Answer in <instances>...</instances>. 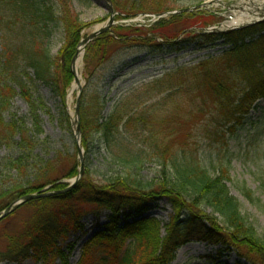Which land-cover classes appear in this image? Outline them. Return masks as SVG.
<instances>
[{"label":"trees","instance_id":"16d2710c","mask_svg":"<svg viewBox=\"0 0 264 264\" xmlns=\"http://www.w3.org/2000/svg\"><path fill=\"white\" fill-rule=\"evenodd\" d=\"M61 1L64 6L57 13L49 0H0V149H14L17 155L7 164L17 179H12L7 189L0 187V214L24 196L42 194L46 188L55 193L22 205L32 214L22 232L8 238L0 261L44 263L56 257L64 262L59 241L82 231L87 216L95 215L98 220L104 213L107 224L83 248L86 263L172 264L181 247L199 242L219 247L220 255L236 253L238 263L264 264V238L257 235L231 196L228 170L221 167L217 176L211 175L200 162L197 145L192 148L187 142H162L148 126L160 102L182 94L192 96L198 113L207 117L201 129L203 147L211 149L224 142L238 127H260L264 123V22L228 34L187 33L193 27H206L214 17L185 13L178 5L182 0H111L122 18L175 10L180 13L149 29L111 28L86 46V87L81 94L79 119L84 172L70 191L56 193L67 187L60 183L62 180L78 175L77 148L72 156L66 153L48 160L35 154L45 144L40 139L39 111L46 105L37 92L38 88L47 89L59 100L57 119L69 129L65 97L73 80L70 62L87 26L72 12L69 0ZM192 1L199 6L207 0ZM54 27L64 34L56 57L48 49ZM155 36L163 42L158 44ZM218 43L224 49L218 56L208 57L207 64H199L186 76L148 83L118 100L105 115V103L99 96L88 94L110 54L121 47L152 49L149 54L155 56L164 50L178 54L192 46L203 50ZM216 61L222 64L213 65ZM18 95L28 106L27 114L20 117L9 114ZM152 99L155 102L149 101ZM254 110L258 112L256 120L251 117ZM95 143L103 145L114 163L122 167L100 181L93 177L88 157ZM65 161L70 162L66 165ZM147 164L157 167L156 176L150 180L142 176ZM238 192L264 214L251 190L243 185ZM161 202L171 209L162 237L160 223L148 217Z\"/></svg>","mask_w":264,"mask_h":264},{"label":"rangeland","instance_id":"374dc122","mask_svg":"<svg viewBox=\"0 0 264 264\" xmlns=\"http://www.w3.org/2000/svg\"><path fill=\"white\" fill-rule=\"evenodd\" d=\"M49 1L54 5L57 13L60 7L64 6L61 0ZM68 4L72 12L78 16L80 23L87 25L80 34L79 43L82 39L92 34L96 28L105 26L111 16L113 18L111 28L125 27L128 25H148L154 22L153 18H149L148 16H136L124 20L126 18L123 19V15L114 9L111 15L106 0H69ZM178 5L179 7H183L184 10L182 11H185V13H195L199 10L205 14L214 15L215 20L204 27V29L197 27L189 30L190 33L195 34L201 32L208 33L215 29L220 30V25L226 24L225 20L227 18L234 17L233 11L237 15L242 16L241 20L243 19L245 22V17L249 16L243 15L245 11H248V8L242 6L240 0H207L198 9H194L196 4L192 0H182ZM254 9L256 12H254ZM252 10L254 14L249 17L256 16V18L254 17L255 20L247 23L248 25L246 27H250L262 19L264 20V5L257 8L255 6L250 7L249 11L252 12ZM176 12L180 11L165 12L161 17L167 20L169 16L174 15ZM155 41L158 44L163 42L158 36H155ZM63 43L64 34L62 29L54 27L48 41V49L52 57L58 55ZM223 49L222 44L218 43L214 47L204 48L203 50H198V48L192 46L178 54H170L164 50L163 53L155 54L154 56L149 54L152 49L148 50L147 48H143L141 50V48L121 47L119 51L110 54L111 57L108 63L98 72L92 81V85L88 89V94L90 96H99L102 103H105V109L102 113L105 115L118 100L131 96L135 91L144 88L148 83L167 77L186 76L187 73L197 68L199 64H207L205 61L208 57L218 56ZM84 56L85 49L80 63L81 76L79 84L82 88L86 87ZM220 64L222 62L216 61L213 65ZM73 84L74 78L66 90L65 97L70 122L69 129L64 124L61 126L57 119L61 109L59 100L52 97L47 89L38 88L37 93L43 98L46 105V109L39 111L43 130L40 139L45 141V144L39 146L35 151V154L40 159L48 160L56 155L65 156L66 153L72 156L75 148H77L74 140V111L78 90L72 91ZM191 97L182 94H173L168 101L160 102L155 107L156 111L149 120L148 126L151 127L154 137L162 142L165 140L176 145L187 142L192 145V148L194 147L193 145H197L199 147L198 156L200 162L211 175L217 176L218 170L221 167L226 168L231 180L227 183L231 196L237 199L241 214L253 226L257 235L264 238V214L261 210L247 202L238 192L239 186H246L254 193L255 198H258L261 206L264 208V123L255 129L250 128V126L238 127L235 133L226 135L224 142L217 144L211 149L203 147L205 143L201 129L207 123V117H204V114L198 113L194 102H191ZM155 100L152 99L149 101L155 102ZM260 105L262 104L260 103ZM207 110H205V115L207 114ZM27 112V104L18 95L12 102L9 114L20 117L26 115ZM47 112L50 115H47ZM251 117L256 120L258 112L255 110L252 111ZM93 148L88 157L92 175L97 181H100L105 176H112L116 172L121 171L122 167L114 163L111 154L103 145L95 143ZM16 156L14 149H0V187L2 189H7L12 179H17L15 172H9V167L7 166L9 159H14ZM70 161L72 165V160ZM70 161H65V164L67 165ZM156 170L157 167L155 164H147L142 172V176L148 180L153 179L156 176ZM77 177L78 175L62 180L60 183L67 187L62 192L56 193L67 192ZM18 180L22 181L23 179L19 178ZM24 183L26 181L22 184ZM46 192L52 193V190L50 191V188H47L45 190ZM31 214V209L21 206L0 221V257L7 251L8 238L12 236L17 237L22 232L24 224L30 218ZM170 215V207L163 202L159 204L157 210L150 212L148 215V217L154 218L160 223V237L165 235L164 228L169 222ZM107 222V215L104 213L98 220L95 215H89L82 221V231L69 233L66 237L62 238L58 246L64 254L65 263L55 257L44 263L28 260L22 264H93V262H85V257H82L83 248L87 241L95 233L102 230V227ZM219 250V247L206 243L190 242L177 251L172 264H245L243 260H240V263H238L239 258L236 253L220 255ZM0 264L16 263L0 261Z\"/></svg>","mask_w":264,"mask_h":264},{"label":"water","instance_id":"95a60500","mask_svg":"<svg viewBox=\"0 0 264 264\" xmlns=\"http://www.w3.org/2000/svg\"><path fill=\"white\" fill-rule=\"evenodd\" d=\"M106 2L108 3V9L111 12V15L113 14V8L111 5V0H106ZM113 24V18L112 16L109 18L108 23L103 27L100 28L98 31L88 35L84 40H82L79 45L78 48L82 46V48L84 49L86 47L87 44H89L91 41H93L95 38H97L99 35L106 33L110 27ZM77 48V51H78ZM77 51L71 61V72L74 76L73 73V65L77 56ZM74 81L78 84V93H77V97H76V102H75V111H74V115H75V133H74V139L76 142V146H77V153H78V160H79V170H78V177L76 178L74 184L69 187V189L67 191H70L72 189V187L79 181V179L82 177L83 175V171H84V159H83V151L81 149L80 146V125H79V119H80V101H81V94H82V90L83 88L80 86V84L75 80L74 77ZM55 193H42V194H32V195H27L24 196L23 198L19 199L18 201L14 202L12 205H10L1 215H0V221L6 217L8 214H10L12 211H14L15 209H17L18 207H20L21 205H23L24 203L31 201L33 199H37V198H42V197H47V196H51Z\"/></svg>","mask_w":264,"mask_h":264},{"label":"bare ground","instance_id":"6f19581e","mask_svg":"<svg viewBox=\"0 0 264 264\" xmlns=\"http://www.w3.org/2000/svg\"><path fill=\"white\" fill-rule=\"evenodd\" d=\"M240 4L242 5V6H246L247 8H248V11H245L244 12V16L246 15V16H251L252 14H254V12H256L255 11V9H254V12H253V10H252V12L251 11H249V9H250V7H253V6H255L256 8L257 7H261V6H263L264 5V0H240ZM245 17L246 18V22L248 23V22H251V21H253V20H255V18H256V16H254V17ZM240 18H242V16H240ZM243 20V19H242ZM244 21V20H243ZM104 27V26H103ZM102 26H100V27H98V28H96L94 31H93V33L94 32H96V31H98L100 28H103ZM82 57H83V48H82V46L81 47H79L78 48V51H77V56H76V59H75V62H74V65H73V73H74V77H75V80L79 83V81H80V76H81V67H80V63H81V59H82ZM75 90H78V84L74 81V84L72 85V91H75Z\"/></svg>","mask_w":264,"mask_h":264}]
</instances>
